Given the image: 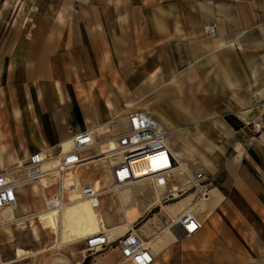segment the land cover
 <instances>
[{"label":"rangeland","instance_id":"1","mask_svg":"<svg viewBox=\"0 0 264 264\" xmlns=\"http://www.w3.org/2000/svg\"><path fill=\"white\" fill-rule=\"evenodd\" d=\"M18 1H21L22 12L24 9L30 10L36 7V14L34 19L27 21V24L21 19L23 22L20 23L17 20L11 25L8 22L10 13L0 16H3L2 18L6 21L4 33H10V38L0 40V43L10 46L14 52L19 51L21 55L24 54L25 61L20 72L8 71L9 75L17 74L20 77L19 80L15 81L12 77H8L5 81L0 80V108L5 106L6 101H11L10 96L25 97V94L33 95L38 90H41L43 97L55 96L53 85L58 82L64 88L70 102L69 110L73 115L70 120L71 125L84 128L85 118L90 115L91 102L99 103L101 107L103 99L108 97L116 111L122 112L124 109L122 100L116 95L113 87L122 85L125 91L122 95L126 98L139 96L155 98L151 86L145 81L146 78L153 73L156 80L161 82L164 78H170L174 73L181 72L184 69L185 58L187 62L194 58L195 46L184 43L183 33L177 34L174 30L175 27H179L183 32L190 29L189 21H192L196 15L194 14L196 13L195 4L193 5L191 0H118L117 2L111 0L109 4L104 0ZM16 5L18 8L19 4ZM11 9L12 6L9 9L10 12ZM59 11L71 18L73 23L70 22L66 27H58V34L54 39H37L33 34L26 33L30 29H45ZM3 19L0 18V25ZM157 22L164 26L163 32L157 29ZM208 74L218 76V72L208 73L202 70L198 73L183 72L178 82L180 92L176 95L186 102L188 112L202 111L204 115L215 117L213 120L229 135L213 157L215 170L199 173L197 168H192L190 174L192 183L187 185L185 190L196 183L207 186L209 191L211 187L219 186L225 199L211 215L209 238L206 243L203 245L195 243L206 226V223L200 220L202 228L198 234L178 239L162 253L155 251L154 264H264V117L256 115L255 122L259 125L258 127L253 126L252 123L245 125L239 119L236 108L238 105H235L233 101L227 103V106L215 104L214 101L217 98L211 93L218 90L220 84L216 76L209 78ZM241 74L245 75L243 72ZM154 100L156 102L153 104H162L166 108V102L169 99ZM166 111H169L173 117L179 115V109L171 106H168ZM105 114L102 110L103 117H107ZM173 119L180 127H186L194 133L191 119ZM203 120L198 119L200 122ZM117 121L114 120V122ZM55 122L61 123L62 120H55ZM7 128V123L0 115V134L8 136L11 140L12 137L9 136ZM122 129L117 128L115 132ZM25 138L17 141L12 147L18 143L24 145L27 141ZM102 139L99 137L98 141H103ZM201 145L204 148L209 146L207 142ZM91 154L94 155V151ZM92 158L97 160L101 157ZM104 169L106 166L102 162L83 169V178L91 183L95 179H100L105 188ZM7 170L23 176L25 169L23 165L20 168ZM218 170L222 171L219 179L216 175ZM0 171H2L1 168ZM226 177L233 181L241 178L248 187L247 192L257 198L260 209L253 210L245 197L237 192L231 183L223 185V179ZM190 179L187 178L188 181ZM73 190L75 191L74 188ZM18 192L20 196L17 218L44 210V200L30 185L18 189ZM47 192L50 193L51 190ZM125 192L127 189L121 194ZM188 192L197 194L191 188L186 194L184 193V196ZM72 193L73 191L68 192L67 201L69 202L71 201L68 196ZM134 197L152 198L151 201H145L148 202L149 209L144 214L139 206L137 207L136 214L134 213L137 218L131 220L129 212H126L130 218V224L134 223L133 226L140 232L145 226L142 231L146 234L148 224L153 223L156 233L151 237L148 233L146 234L148 236L142 234L145 241L162 235L168 224L167 212L171 213L169 210L174 208L169 209L164 206L167 205V201L163 204L161 201V205L152 207L153 190H146L142 195L134 194ZM118 198L119 195L117 197L109 194L102 197L103 212L110 213L114 223H118L121 217L125 218L124 212L122 214L119 211L121 202ZM190 199L179 201L186 200L187 206L191 208L198 201L194 196L193 205L189 206ZM78 213L88 218H83ZM64 214L65 219L68 220L71 235L74 237V240L60 251L65 264H83L86 260L88 264H127L123 263L115 246L99 252H87L85 240L91 234L82 235L84 226L80 223L79 217L87 222L91 215H95L98 223V216L103 214L101 211H92L84 204H73ZM9 215L11 217L10 211L6 210L0 219L10 220ZM103 216L105 217L104 214ZM155 218L159 221H155ZM24 221V230H22L24 225L15 224V222L11 225L15 241L9 246L0 247V255L4 262L14 260L18 249L37 252L43 250L45 246L50 248L54 236L58 235V229L41 230V225L35 217L33 221L41 237L40 243L36 244L32 229L29 227L30 221L27 219ZM123 222L117 225H122ZM89 227L91 228V224ZM57 254V250H51L43 256L17 264H51L54 258L60 257Z\"/></svg>","mask_w":264,"mask_h":264},{"label":"crops","instance_id":"2","mask_svg":"<svg viewBox=\"0 0 264 264\" xmlns=\"http://www.w3.org/2000/svg\"><path fill=\"white\" fill-rule=\"evenodd\" d=\"M80 1L88 2L89 0ZM115 1L117 2L118 0ZM104 2L109 4L111 0H104ZM191 2H193V5L195 4L196 13L194 14L196 15L192 21H189L190 29L187 32H183L179 27H175L174 30L177 34L183 33V37L185 38L184 43H190L195 46L194 58L189 62H187V58H185L184 69L181 72L174 73L170 78H164L161 82L156 80V76L153 73L146 78L145 81L151 86V91L155 94V98H149L147 96L126 98L125 95H122L125 94L122 85L115 88L113 87L116 95L122 100L121 102L124 108L122 112L116 111L108 97L103 99V106L101 107L99 103L91 102V109L89 110L90 115L85 118L84 128L82 126L81 128L80 126L74 127L71 125L70 120L73 115L71 110H69L70 102L68 101L69 99H67L64 88L58 82L53 85L55 96L48 95L43 97L42 92H40L41 90H38L33 95L25 94V97L10 96L11 101H6L5 106L0 108V115L5 123H7L8 134L12 137L10 140L8 136L0 134V168L2 170L22 167L27 157L32 153H55L59 146H62L63 150L67 151L71 145V136L77 132L91 130L96 135L97 140L99 137L101 139L103 138L102 140L109 139L111 136L121 131L115 132V129L125 128L127 116L135 111L148 114L152 119L166 128L168 131V144L170 148L180 155L188 171H186V174L180 173L174 176L176 182L172 183L168 189L159 190L161 193V201L162 197L165 198L164 195L167 193L172 196L171 199L167 200V205L164 206L169 207V209H174L169 210L171 213L167 212L168 224L163 234L149 240L153 253H155V251L162 253L167 247L169 248L173 243H176L178 239L185 238H178L168 225L170 222L178 219L182 214L187 213L189 215L193 210H197L198 212L192 215V218L195 220L197 218L198 222L202 220V222L206 223L203 234L195 240V243L199 245L206 243L209 238L211 215L216 208L220 207L225 199L218 188L219 186H215L211 187L210 198L207 201H199L197 202L198 204L195 203L191 208L187 206L186 200L179 201L191 198L189 206L193 205L194 196L196 197L195 193L188 192V194L184 196V193L186 194L187 191L191 189L187 187V191L185 190L186 186L191 184V182L187 180V178L191 177V169L195 167L200 171L199 173L215 170L213 157L221 149V145L229 135L222 126L219 127L213 120L215 117L204 115L202 111L188 112L186 110V102L183 101L180 96L176 95L180 92V86L178 85L179 76L183 74V72L198 73L200 70L208 73L218 72V76H215L217 81H219L220 88L211 93L217 98L214 101L215 104H224L227 106V103L233 101L235 105H238L236 106L238 109L237 115L245 125L249 123H252L253 126L255 124L258 125L255 122L256 115L264 117V0H191ZM17 3L19 4L18 8H16ZM11 6L12 9L10 12L9 9ZM30 8L31 6L29 9ZM21 12V1L3 0L0 2V16L5 13H10L11 17L9 16L8 21L10 25L16 23L17 20L20 23L23 22L21 19L25 20L27 24L28 20L34 19L36 7L30 10L24 9L23 12ZM2 17L0 18L3 19ZM70 22L73 23V20L64 15L62 11H59L51 19L49 25L45 29H30L29 31L27 30L26 33L33 34L37 39H54L58 34V27H66ZM212 23H216L218 26L217 37H211L209 35V28ZM4 25H6L5 19H3L0 25V40L10 38L9 32H7V34L4 33ZM156 26L161 32L165 30L161 23L157 22ZM29 27L30 25L28 28ZM67 29L68 28H66V30ZM23 56L24 54L21 55L19 51L14 52L10 46H4L2 42L0 43L1 81L7 80L8 77H12L15 81L19 80L20 77L17 74L9 75L8 71L20 72V69L23 68L22 64L24 66L25 62ZM237 59L242 62H237ZM242 72L245 73L246 76L241 74ZM48 74L51 75L50 73ZM212 76L214 75L208 74L209 78H212ZM52 98H54V100ZM159 98L169 99L166 102V108L162 104H153L156 102L154 99ZM168 106L179 109V115L177 117L171 116L169 111H166ZM244 106H246V108ZM101 109L106 113L105 116L107 117H103ZM173 118L191 119L193 121L194 133L189 131L186 127H180ZM60 119L62 120L61 123L55 122V120ZM118 119L119 121H117ZM198 119L204 120L200 122ZM114 120L117 122H114ZM39 123H41V125ZM24 137L27 139L24 145L18 143L12 147L17 141L24 139ZM203 142H207L209 146L204 148L201 145ZM102 144L103 143H99L97 151L100 152L102 150ZM8 145H10V147ZM118 159L119 158H111L108 162H114V160ZM98 163L100 162L95 164ZM144 163L145 162H138L137 164L139 167L138 173L141 175L146 171L147 167H149L148 165H144ZM150 163L152 164V162ZM102 164L104 165L105 162L103 161ZM143 165L145 167H143ZM104 166H106V169H104V185H106V187L104 188L101 182V188L99 189L103 192L109 191L112 187L109 168L107 165ZM6 167L7 169H5ZM156 167L157 165H150V169ZM89 168L91 167L89 166ZM78 174V177H80V173ZM221 174L222 171L218 170L216 173L218 179L221 177ZM97 180L101 181L100 179H95L92 182L93 186L94 182ZM76 182L75 179H69L67 183L69 187L68 192L70 193V191H73V193L68 196L70 201H73V198L76 199L79 194ZM228 182L232 184L237 192L245 197L253 210L256 211L260 209L257 198L252 193L247 192L248 187L241 178L233 181L226 177L223 179L222 184H228ZM30 187L37 194L41 195V189L33 185H30ZM129 189H127V192L121 194L122 191L119 194L121 202V204L119 203V211H121L122 214L124 212L125 218L121 217L118 223H114V218L110 213L103 212L102 205L98 211H101L105 217L103 214L98 216L99 231L118 228L121 230L120 237H122L131 227L130 218L131 220L137 218V215H135L137 207L139 206L143 214L149 209L148 202L145 201H151L152 197L137 199ZM146 190L152 191L150 187L145 185L142 190L143 193ZM155 191L153 190V192ZM180 191H182L181 194L179 193ZM109 195L118 197V194ZM161 201L157 202L156 195L154 194L152 207L154 205H161ZM7 210L11 213V217L10 215L8 216V218L10 217L8 221H13L12 219H21L17 218L16 215L19 210V204L16 210L12 207H9ZM127 211L129 212L128 214H130V218L128 214H126ZM43 213H45V211H43ZM78 215H81L83 218H88L79 213ZM0 217H2V214H0ZM155 221H159L158 218H155ZM121 222L124 224L117 225ZM152 225L153 223L150 225L148 224L147 232L145 231L150 237L156 233ZM10 226L11 225L0 227V247L2 248L5 243L7 244L8 236L14 235ZM142 229V233L139 229L138 231L146 235ZM98 232L91 233V235ZM198 232L195 234H198ZM195 234L192 236H195ZM82 235L85 234L82 232ZM163 241H165V245L162 247L160 243ZM38 257L39 255L30 259ZM18 259L17 254L14 260L8 262H4L1 257L0 264H17L20 261V259Z\"/></svg>","mask_w":264,"mask_h":264},{"label":"built area","instance_id":"3","mask_svg":"<svg viewBox=\"0 0 264 264\" xmlns=\"http://www.w3.org/2000/svg\"><path fill=\"white\" fill-rule=\"evenodd\" d=\"M209 35L217 37V24L212 23L209 28ZM109 139L115 141L116 151L120 153L122 158L110 168L111 179L116 189L138 183L145 184L152 190L168 189L172 185L174 171L179 167V157L167 142V131L148 114L140 111L130 113L127 116L125 128ZM109 139L96 141V137L85 130L71 136V145L67 151L59 146L52 155L42 156L40 152L32 153L24 162L27 175L18 181L20 184L9 179L11 177L9 170L0 171V209L16 206L20 196L18 186L37 183L45 192L44 206L46 210H60L65 200V198L63 199L65 191L62 187V179L59 183L55 182L53 185L43 188L39 182V179L47 174L42 169L43 163L47 160H56L55 171L60 176L67 174L68 171H75V169H85L84 163H86L87 158L93 156L91 154L93 148L98 143L106 142ZM138 162H145L144 165L149 166L142 175L138 173L139 167H136ZM144 165L143 167H145ZM150 165H157V167L150 169ZM81 183L84 182L81 180ZM192 188L197 193L198 202L208 198L207 186L196 183ZM48 190H51L49 194L47 193ZM179 193L181 194L182 191ZM81 194L88 199L94 209H97L102 203L103 194L89 184L82 185ZM171 198L172 196L167 193L162 201L166 202ZM133 224L124 236L116 240H109L105 232L85 240L87 252H99L115 246L123 263L154 264L155 256L144 245L143 235ZM168 227L174 231L178 238L191 237L201 228L200 224L187 213L170 222Z\"/></svg>","mask_w":264,"mask_h":264},{"label":"bare ground","instance_id":"4","mask_svg":"<svg viewBox=\"0 0 264 264\" xmlns=\"http://www.w3.org/2000/svg\"><path fill=\"white\" fill-rule=\"evenodd\" d=\"M158 124H160V123H158ZM254 126L258 127L259 125H254ZM164 129L167 131L166 128H164ZM88 131L92 135H94V137H96V135L91 130H88ZM96 141H97V137H96ZM167 142H168V131H167ZM98 147H99V144L96 145L93 148V151H94L95 154L92 157L100 156L101 158L100 159H97V160L93 159L92 157L87 158L86 159L87 160L86 163H84V165L86 167L85 169H88L89 166L91 167V166H93L97 162H103L104 161L105 162L104 165H107L108 168H109V171H110V168L116 162H119L122 159L120 153H118L116 151L115 141L112 140V139H109L106 142H103L102 147L104 149H102V151H100V152L97 151V148ZM40 153L42 154V156L52 155V153H44V152H40ZM174 153H176V152H174ZM176 154L179 157V167H178V169H176L174 171V176H176V175H178L180 173L186 174V171H188L187 170V167H186L185 164H183L180 155L178 153H176ZM111 158H119V159L118 160H114V162H110L109 163L108 161ZM139 163H142V162H139ZM136 166L138 167L137 164H136ZM20 167H15L13 169L20 168ZM56 167H57V161L56 160H47V161H45L43 163L42 169H43L44 172H47V174H45L44 176H42L39 179V182L43 186V188H47V187L53 185V183H55V182L56 183H59L60 179H62V187H63V190L65 191L63 193V199L65 198V200H64V203L61 206L60 210H56V209L46 210V208L44 206V210L43 211H45V213H43V211H40V212H38L36 214L24 216L21 219H16L14 221H8V220L3 221V220L0 219V227L6 226V225H14L13 224L14 222H15V224L18 223L19 225H24V223H25L24 220L27 219V221H30L29 222V224H30L29 227L32 229L33 239H34V242L36 244L40 243L41 237L39 235V229L35 226V223L33 221V219L35 217L38 218L37 221L41 225V230H44V231H46V230H49V231L51 230L52 231L54 229H58L59 230L57 237L54 236V239H53V242H52V245H51L50 248H49V246H45L43 250L37 251V252H31V251H26V250H23V249H18L17 252H16V254H17L18 258L20 259V261H25V260L30 259L32 257H35L37 255L43 256L44 254H46L47 252H49L51 250H57L58 251V254L57 255L60 256V257L54 258L52 260L51 264H65V261L62 258V255H61L60 251H61L62 248L66 247L68 244H70L71 241H73V237L71 235L72 232H71V230L69 228L68 220H66L65 217H64V215H65L64 213H66L68 211V209H70V207L73 204H77V203L78 204H84V205H86L92 211H98L100 209V207L103 205V199H101L102 200L101 205L97 209H94L91 206V204L88 201V199H86V198H84L82 196V194H81V187H82V185H84V184L91 185L92 188H94L95 190L100 191L103 194V196L105 194H114V195H117L118 194L119 195L122 191H124L125 189H129V188H131L129 190L131 191V193L133 195L134 194H137L138 195V193L139 194H142L143 193L142 190H143V187L145 186V184H139L138 183L137 185H131V186L129 185V186H126V187H122L120 189H116V187L113 185V182H112V179H111V186L112 187L110 188L109 191H104L103 192L102 190H99L101 188V181H98L97 180L96 182H94V186H93L91 182H88V181H85L84 180L83 175H82V170L83 169L80 168V169H75V171H68L67 174H65L63 176H60L57 173V171H55V168ZM24 169H25V166H24ZM78 173H80V177H78V175H79ZM26 175H27V173H26L25 170L23 172V176H19L17 174H13V172H12L11 173V177L9 179H12V181L17 182V184H20V182H18V181L21 180V179H23ZM110 176H111V171H110ZM69 179H73V180L75 179L77 181L76 184H77L78 191H79L78 197L75 200L71 201V202L67 201L68 200L67 193H68V188H69L67 186V183H68V180ZM81 180L84 183H81ZM189 181H191V179ZM28 185H33V186L36 185V186H38L37 183H30V184H27V185H24V186H18L17 189H20L22 187H26ZM38 187H40V186H38ZM40 189L42 191L41 198H42V200H45V198H46L45 192L43 191V189L41 187H40ZM144 190H145V188H144ZM155 190H157V191H155ZM155 190H154L155 191L154 194L156 195L157 202L158 201H161V193H160L159 190H162V189H155ZM209 198H210V191H209L208 198H206L203 201H207ZM44 203H45V201H44ZM9 207H12L14 210H16L17 207H18V203H16V206H9ZM9 207L1 208L0 209V214H2L3 212H5ZM197 212H198L197 210H193V211H191L189 213V216L190 217H193L192 215L196 214ZM96 218H97V216L91 215L90 218H89V220L87 222H84V220L82 218H80V222L84 226L83 233L85 234V236H89L91 233H95V232H98L100 230L98 228V223L96 221ZM89 224H91V228L89 227ZM19 225H18V227H19ZM24 229H25V225L23 226L22 230H24ZM120 231L121 230L118 229V228L108 229V230H105V231H99L98 233L93 234V235H91V236H89L87 238L89 239L91 237H95L97 234H99L101 232H105V234L107 235V237H108L109 240H116V239L120 238ZM84 240H85V238H84ZM14 241H15V236L14 235L8 236V238H7V244L5 243L3 245V247L9 246ZM164 243H165V241L161 242L160 243V246L163 247L165 245ZM144 245L154 255L152 246L150 245V241H144ZM20 261H19V263H20ZM2 264H4V263H2Z\"/></svg>","mask_w":264,"mask_h":264},{"label":"trees","instance_id":"5","mask_svg":"<svg viewBox=\"0 0 264 264\" xmlns=\"http://www.w3.org/2000/svg\"><path fill=\"white\" fill-rule=\"evenodd\" d=\"M83 264H88V261L86 260V261H84V263Z\"/></svg>","mask_w":264,"mask_h":264}]
</instances>
